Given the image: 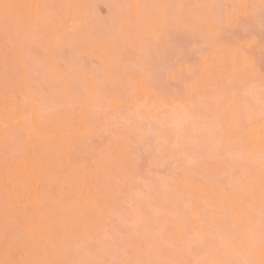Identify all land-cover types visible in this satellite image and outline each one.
Returning a JSON list of instances; mask_svg holds the SVG:
<instances>
[{
    "label": "bare ground",
    "instance_id": "1",
    "mask_svg": "<svg viewBox=\"0 0 264 264\" xmlns=\"http://www.w3.org/2000/svg\"><path fill=\"white\" fill-rule=\"evenodd\" d=\"M53 1H60L57 2L59 5ZM103 1L114 5V0H0V3L28 6L18 14L24 36L21 44L15 37H9L10 41L5 38V42L10 44L4 45L11 50L5 51L0 41V260L5 258L6 252L3 186L6 107L11 129H20L25 137L31 135L32 144L41 137L46 150L57 163L59 158L67 162V156L77 157L74 163L78 166L77 179L85 178L82 200L78 197V189L70 186L58 187L48 196L41 194L44 206L34 207L29 214L34 215L35 220L25 225L28 231L14 236L10 233L9 242L25 246L26 251L31 243L30 235L39 231L66 242L74 249L89 236L100 239L106 230L112 232L114 226H119L132 235L131 238L128 236L129 243L142 248L141 258L187 260L193 258L184 251L185 226L189 222L194 230H202L205 234L223 233L233 226L243 228L249 218L258 223L260 141L264 128L259 78L247 80L230 67L209 61L199 66L191 79L179 85L182 99L190 100V103L177 107V90L170 94L160 88V83L158 87L154 78L149 84L147 76L151 69L150 61L158 58L161 45L166 47V40H155L151 30L152 23L165 9H132L133 14L141 13L140 18L134 24L121 26L115 22V17L127 14L129 10L116 8L109 17L106 14L110 20H107L108 24L97 16L96 10ZM124 3L174 6L167 11L187 16L193 11L189 6L193 5L258 4L259 0H124ZM147 35L153 39L152 45L149 44L152 41L145 40ZM4 37L0 24V40L3 41ZM257 49L253 53L256 62L260 55L259 49L256 53ZM32 51L39 58H34ZM62 52L69 56L65 55L63 59ZM7 55L14 58L10 59L11 62L8 60L6 70ZM150 57L154 59L149 61ZM36 58V63L44 61L41 62L43 70L37 69ZM60 59H63L62 63ZM192 65L186 64L185 71ZM25 68L29 70L27 77L16 75L17 72L24 73ZM37 70L38 74L41 71L40 76L34 74ZM32 72L35 77L44 79L36 82L37 79L31 78ZM57 78L61 79L58 87L51 83ZM6 89L12 97L7 103ZM165 96L170 101L168 108L159 103ZM145 101L146 106L136 112L137 105ZM218 117L225 120L220 124ZM126 118L134 120L145 132L155 130L160 133L170 147L179 145L170 150L169 164L162 169L154 168L148 158V167L155 169L156 175L160 173L157 175L159 185L153 187L155 183H151L155 182V177L149 175L151 192L148 189L147 194L151 193L155 198L151 201L156 202H149L150 206L143 205L148 203L146 201L134 203L136 209L132 208V214L136 218L130 214L132 210L128 205L121 203L124 213L120 215L124 218L116 215L119 207L116 203L124 198L121 197L125 192L123 185L130 181L118 158L126 148V141L122 139L128 127ZM106 121L118 124L119 128H112L110 147L104 139V145L99 144V147L97 140L104 136ZM95 144V152L87 157V150H92ZM8 146H14L12 139ZM97 161L101 162V167H97ZM44 163L47 165L48 158ZM19 166L22 167V163ZM233 170L236 173L234 178L223 184L214 182L225 172L231 176ZM32 179L34 186L49 181L46 174H41L39 166ZM193 192L200 193L202 203L197 204L192 199ZM70 194L72 207L69 209ZM202 210V220L194 219V216L201 215ZM128 220L135 222L130 224ZM30 258L31 253L17 255V259Z\"/></svg>",
    "mask_w": 264,
    "mask_h": 264
},
{
    "label": "snow or ice",
    "instance_id": "2",
    "mask_svg": "<svg viewBox=\"0 0 264 264\" xmlns=\"http://www.w3.org/2000/svg\"><path fill=\"white\" fill-rule=\"evenodd\" d=\"M25 5L0 3V24L3 26L6 38L15 37L17 42L24 39L22 20L19 12ZM39 7V6H36ZM121 9H128L127 14H118L115 22L118 25L134 24L141 13L133 14L132 9L147 10L162 8L165 11L155 19L151 25L155 40H166L165 54L156 65L155 69L147 72L148 82L151 83L156 73H166L177 84H184L191 79L199 66L209 61L219 62L230 67L233 72H238L245 79L253 81L257 77L260 81L261 112L264 114V0L255 3H234L230 5H193V11L187 16L177 15L167 9L169 5H142L128 4L117 5ZM184 7V6H181ZM209 9V11H201ZM186 44H190L197 53L195 66L185 71V65L191 64L186 55ZM259 48L260 63L257 68L254 51ZM223 53V55H220ZM6 70L8 57L6 56ZM55 69H53L54 71ZM28 69L16 75L27 77ZM100 94L99 92L97 93ZM182 90L176 93L175 106L190 103L182 99ZM12 97L6 89L5 101ZM163 108L170 106L168 98L162 97L159 101ZM146 106V101L138 104L136 112ZM103 111V109H101ZM4 124V160H3V186L5 195V224L4 235L6 242L5 258L0 264H264V128L260 141V207L258 223L254 218L245 221L243 228H232L223 233L205 234L202 230H194L190 222L185 226L184 251L192 259L157 261L141 258V247L129 243L128 235L123 227L114 226L112 232H105L102 238L96 239L89 236L82 244L74 249L66 242L45 234L43 231L30 235V246H20L10 243V233L14 236L21 231H28L26 224L35 220L34 207H43L41 194L48 196L61 186H70L78 189L80 200L84 197V177L77 179L78 166H74L75 156H67L54 160L46 150L41 137L32 144V136H23L20 129H11L7 122ZM127 129L122 134L126 141V148L120 152L119 160L128 179L135 185L144 184L145 177L150 175L152 168L143 167L145 157L149 158L154 168L166 167L169 163L170 150L179 145L169 146V142L161 138L155 130L145 132L142 126L134 120L126 118ZM119 128L118 124L105 123L103 135L112 136V128ZM14 141V146L9 148V140ZM111 140H109V147ZM34 157V158H31ZM48 158L45 165L44 159ZM22 163V167L19 166ZM39 166L41 174L49 177L47 184L34 186L32 176ZM97 161V167H101ZM106 170V169H104ZM235 170L231 176L227 172L214 179L217 184H223L234 178ZM207 183V181H206ZM68 208L72 207L71 194ZM192 199L200 204V193L193 192ZM180 213H178L179 215ZM203 218L201 215L194 219ZM30 259H17L18 254H29ZM72 256L69 259V256Z\"/></svg>",
    "mask_w": 264,
    "mask_h": 264
},
{
    "label": "rangeland",
    "instance_id": "3",
    "mask_svg": "<svg viewBox=\"0 0 264 264\" xmlns=\"http://www.w3.org/2000/svg\"><path fill=\"white\" fill-rule=\"evenodd\" d=\"M126 1H127V0H125V2H126ZM53 2L56 3L55 5H59L58 3H59L60 1H59V2H58V1H53ZM57 2H58V3H57ZM115 2H116V3H115ZM104 3H105V4H104ZM113 4H114V5H112V4L110 5V4H108V3L104 2V1L99 3V5H98V9H97L96 11H97V13L99 14V15L97 14V16H98L102 21H103V20H105V21L108 20V17L110 16V14H112V12H114V10H116V8H118V7H116L117 5H125L126 3H124V0H114ZM115 4H116V5H115ZM103 6H104V7H103ZM112 6H113V7H112ZM55 7H56V6H55ZM55 7H53V8H55ZM58 7H59V6H58ZM100 7H101L102 9H101ZM105 9H106V10H105ZM120 9H121V8H120ZM99 10H100V11H99ZM108 10H109V11H108ZM110 10H111V11H110ZM96 11H95V12H96ZM120 11H121V10H120ZM105 12H106V13H105ZM106 14L108 15V17H107ZM108 21L110 22V20H108ZM108 21H107V23H108ZM108 24H110V23H108ZM5 38H6V37H4V40H3V41H2V40H0V41H1V43L3 44V46H2L1 48L5 47L4 49H5V51H6V50L9 49V47L7 48L4 44L7 43L6 45L9 46V44H10L9 41L11 40V38H9V37L6 38V39L9 40V41L6 40V41H8V42H5ZM151 39H152V38L150 37V35H147L145 40H146V41L148 40L147 42L152 41V42L149 43V44L152 45V44H153V39H152V40H151ZM2 44H1V45H2ZM19 44H21V43L19 42ZM151 45H150V46H151ZM187 45H189V44H186V45H185V46H186V49H188V51H186V55H187V56L189 55L188 57H189V58L191 59V61H192V63H191L190 65L194 64V65H192V66H195V61H196V59H197V53L192 49V46H191V45H190V46H187ZM165 46H166V45H165ZM151 47H152V46H151ZM6 48H7V49H6ZM162 48H163V46L161 45V50H162ZM159 49H160V48H159ZM189 49H190V50H189ZM258 49H259V48H258ZM258 49H257L256 53L259 52ZM161 50H159V52H158V53H159V56H158V58L156 57L157 60H156V59H155V60H152L153 57H152V58H151V57L149 58V61H150V60L153 61V62L150 61V63H151V64H150V68H151V69H153V67H154V69H155V67H156L155 64H158L157 62H159L160 59L164 56L165 53H163V52H164V50H165V47H164L163 50H162L163 52H162ZM192 50H193V51H192ZM9 51H11V50L9 49ZM191 51L194 52V53L192 54ZM30 52H31V51H30ZM8 53H11V52H8ZM28 53H29V52H28ZM32 53H33V51H32ZM66 53H67V52H66ZM66 53L63 55V52H62L63 59H64V56H65V55H66V57L69 56V55H67ZM259 53H260V52H259ZM33 54H34V53H33ZM33 54H32V55H33ZM156 54H157V53H156ZM156 54H155V55H156ZM160 54H161V55H160ZM8 55H9V54H8ZM8 55H7V57H8ZM11 55H12V53H11ZM11 55H10V56H11ZM13 55L16 56L14 53H13ZM32 55H29V56L32 57ZM34 55H35V54H34ZM34 55H33V56H34ZM162 55H163V56H162ZM10 56H9V58H8L9 61H10V59H11ZM36 56L39 58L38 54L35 55L34 58H35ZM160 56H161V57H160ZM258 56L260 57L259 54H258ZM258 56H257V62L260 63V60H259L260 58H258ZM42 57H43V56H42ZM61 57H62V56H61ZM192 57H193L194 59H193ZM13 58H14V57H13ZM13 58H12V59H13ZM15 58H16V57H15ZM34 58H33V59H34ZM38 58L35 59V63H36V61L38 60ZM40 58H41V56H40ZM57 58H58V57H57ZM12 59H11V60H12ZM42 59H45V58H42ZM63 59H62V60H63ZM153 59H154V58H153ZM14 60H15V59H14ZM30 60H32V59H30ZM39 60H40V59H39ZM62 60L60 59L59 61H61V63H62ZM154 61H155V63H154ZM10 62H11V61H10ZM30 62H32V61H30ZM33 62H34V61H33ZM41 62L44 63L43 60H42ZM41 62L39 63V61H38V62H37L38 64H37V63L35 64V65H38V68H37L38 70H41V69L43 70L42 65H41ZM153 63H154V64H153ZM63 64H64V62H63ZM152 64H153V65H152ZM44 65H45V64H44ZM44 65H43V66H44ZM39 66H40V67H39ZM192 66H191V67H192ZM36 67H37V66H35L34 71H36ZM38 70H37V73H36V72H35V73L32 72V74H31V76H32L31 78H33V79H37L36 82H37L38 80L41 79V77H39V76H40L39 74L41 73V71H40V73L38 74V72H39ZM33 73H34L35 75L37 74V75H39V76H38V77H35V75H33ZM159 73H160V74H159ZM159 73H156V74L153 76L155 82L158 83V84L160 83V84L162 85V86H160V84H159V85L157 84L158 87L160 86L161 89L163 88V90H166V91L170 92V94H171L172 92H173V93H176V90L180 89V86H179V85H182V84H177L174 80H171V79L169 80V76H168L166 73H163V72H162V73L159 72ZM163 74H165V75H163ZM42 75H43V74H42ZM42 75H41V76H42ZM160 75H162V76H160ZM159 76H160V77H159ZM163 76H164V77H163ZM167 77H168V78H167ZM164 78H165V79H164ZM43 79H44V78H42L41 81H42ZM57 79H58L57 81L54 80L55 82L52 81L51 83H52V84H57V87H58L59 84H60L58 81H59V80L61 81V79H60V78H57ZM154 80H153V82H154ZM41 81H40V82H41ZM168 82L170 83V85H169ZM171 82H172V83H171ZM167 83H168V84H167ZM175 84L177 85V87H176ZM76 85H77V84H75V88H76ZM171 85H172V86H171ZM51 86H52V85H51ZM157 86H156V87H157ZM173 86H174L175 88H174ZM77 88H78V87H77ZM77 88H76V89H77ZM164 88H165V89H164ZM57 89H58V88H57ZM170 89H171V91H170ZM173 89H174L175 91H174ZM181 89H182V88H181ZM76 92L81 94V92H79L78 90H77ZM168 92H166V93H168ZM82 96H83V94H82ZM60 103H61V102H60ZM62 104H63V103H62ZM64 104H65V103H64ZM65 105H66V104H65ZM223 117H224V116H223ZM97 118H98V115H97ZM97 118H96V119H97ZM221 118H222V117H220V118L218 117V118H217V119H218L217 121H219L220 124H221V122H223V121L225 120V118H224V120H221ZM222 119H223V118H222ZM222 124H223V123H222ZM104 136H105V135H104ZM104 136L101 135V137H99V138L101 139V140H99L100 142L97 140V142H98L97 145H98V146H99V144L104 145V144H103V143H104L103 139L105 140L106 143L109 142V140H110L109 137L105 136V137H106V138H105ZM97 137H98V136H97ZM102 137H103V138H102ZM99 138H98V139H99ZM95 140H96V136H95ZM95 142H96V141H95ZM97 142H96V143H97ZM97 145H96V144L93 145L92 150H91V148L89 149L90 151L87 150V152H86L87 157H90V156L93 154V152H95V150H94L93 148H96ZM99 147H100V146H99ZM99 147H98V148H99ZM146 164H147V165H146ZM168 164H169V163H168ZM148 166H149V164H148V158L145 157V163H144L143 167L147 170V169H149ZM162 168H163V167H162ZM162 168H161V169H162ZM169 168H170V167H169ZM154 170H155V169H154ZM154 170H153V171H154ZM165 170H167V168H166ZM153 171H152L151 174H150L151 176H153V178L155 177V180H154L155 182H152L153 180H150V181L152 182L151 184L155 183V184L152 185V187H153L154 185H157V186L159 185V182H158V176H157V175L160 174V173H158V174L156 175V172L154 171V172H155V173H154ZM169 171H170V170L168 169V172H169ZM157 172H158V170H157ZM166 172H167V171H166ZM166 172H165V173H166ZM165 173H164V174H165ZM164 174H163V175H164ZM166 174H167V173H166ZM151 176H150V178H151ZM147 178H148V179H147ZM150 178H149V175L146 176V178H145V180H146V186H145L144 184L135 185V184H133L132 182H130V181H128V180L126 181V182H128V183H126V182L124 183V185H123V191L126 192V193L124 192V193H125V196H123L124 193H123V195H122V193H121V194H118V196H119V195H120V196L122 195L121 197H124L126 200H127V198L131 197V198H130L131 200L124 201V200H125L124 198H121V197H120L121 199L118 198L119 200H118L117 203H116V205L119 204V207L117 208V211H118L117 214H116L117 216H119L120 214L123 215V213H124V212L122 213L123 206L121 207V205H124V206L128 205V208H129L130 211H131L132 208H133V210L136 209L135 205L137 204L138 201H139V202H140V201H141V202H145V201H146V202H148V203H143V205H144V204H145V205L148 204V206H150V205H149V202H150V204H152V203L154 204V203L156 202V201L152 202L153 199H155V198H153V196H152L151 193H150L151 196H150V194H147V193H148L147 190L149 189V191H150V185H149V183H150V182H149V179H150ZM153 178H152V179H153ZM129 183H130L131 185H130ZM142 185H143V186H142ZM147 185H148L149 187H148ZM157 186H156V187H157ZM135 187H137L138 189L135 188ZM152 187H151V189H152ZM128 188H129V189H128ZM130 188H131V189H130ZM145 188H146V189H145ZM140 189H141V190H140ZM135 190H136V191H135ZM138 191H139V192H138ZM142 191H143V192H142ZM145 191H147V192H145ZM137 192H138V193H137ZM150 192H151V191H150ZM141 193H143L144 195L141 194ZM146 194H147V195H146ZM145 195H146V196H145ZM118 196H117V197H118ZM141 196H142V197H141ZM126 197H127V198H126ZM145 197H146V198H145ZM162 197H163V196H162ZM138 198H139L140 200H138ZM152 198H153V199H152ZM163 198H164V197H163ZM134 199H136L137 201L134 200ZM120 200H121V201H120ZM142 200H143V201H142ZM151 200H152V201H151ZM139 202H138V203H139ZM120 203H121V205H120ZM134 203H136V204L134 205ZM131 204H132V205H131ZM139 205H140V204H139ZM152 207L154 208L155 205L152 206ZM152 207H149V208L151 209ZM147 208H148V207H147ZM153 208H152V209H153ZM133 210L130 212V214H131V215H134V217L136 218L135 214H132V213H133ZM145 210H146V207H145ZM145 210H144V211H145ZM136 211H137V210H136ZM139 211H140V210L137 211L138 214L140 213ZM119 212H120V213H119ZM135 213H136V212H135ZM137 213H136V215H137ZM121 215H120V216H121ZM120 216H119V217H120ZM125 216H128V217H129V220H130V216H129L128 214H126ZM121 217H123V216H121ZM128 217H127V218H128ZM113 218H114V217H113ZM123 218H124V217H123ZM206 218H207V217H206ZM131 219H133V218H131ZM129 220H128V221H129ZM205 220L207 221V219H205ZM126 221H127V219H125L124 222H125L126 224H128ZM122 222H123V220H122ZM129 222H130V221H129ZM131 222L134 223L135 221L131 220ZM131 222H130V224H131ZM133 223H132V224H133ZM121 225L123 226V224H121ZM127 226L129 227V225H127ZM125 228H126V225H125ZM124 230H125V229H124ZM106 231H107V230H106ZM110 231H111V230H110ZM109 233H111V232H109ZM126 233H127V232H126ZM127 235H128L129 237L132 236V235L129 234V233H127ZM129 237H128V238H129ZM130 238H131V237H130Z\"/></svg>",
    "mask_w": 264,
    "mask_h": 264
}]
</instances>
